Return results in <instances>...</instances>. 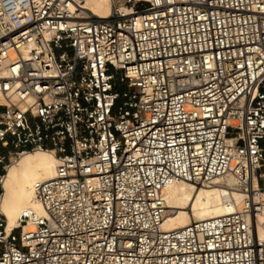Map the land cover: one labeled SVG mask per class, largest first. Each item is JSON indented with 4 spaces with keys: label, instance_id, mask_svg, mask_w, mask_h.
Segmentation results:
<instances>
[{
    "label": "built area",
    "instance_id": "1",
    "mask_svg": "<svg viewBox=\"0 0 264 264\" xmlns=\"http://www.w3.org/2000/svg\"><path fill=\"white\" fill-rule=\"evenodd\" d=\"M0 0V264H264V0ZM56 159L7 230L8 169ZM231 212L165 230L172 184Z\"/></svg>",
    "mask_w": 264,
    "mask_h": 264
},
{
    "label": "bare ground",
    "instance_id": "2",
    "mask_svg": "<svg viewBox=\"0 0 264 264\" xmlns=\"http://www.w3.org/2000/svg\"><path fill=\"white\" fill-rule=\"evenodd\" d=\"M85 7L97 17L106 18L110 15L111 0H86ZM55 168L56 159L53 153L45 151L28 153L10 166L2 203L7 230L17 227V217L23 210L43 212L34 199L33 189L35 184L52 179ZM164 198L167 210L163 228L172 230L226 215L231 212L225 205L226 200L230 199L235 206H240L244 195L236 188L232 176H223L209 186H194L187 182L172 184L166 189ZM259 234L261 237L264 232L260 230Z\"/></svg>",
    "mask_w": 264,
    "mask_h": 264
}]
</instances>
